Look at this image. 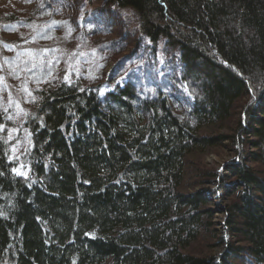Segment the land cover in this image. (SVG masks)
I'll use <instances>...</instances> for the list:
<instances>
[{
    "label": "trees",
    "instance_id": "trees-1",
    "mask_svg": "<svg viewBox=\"0 0 264 264\" xmlns=\"http://www.w3.org/2000/svg\"><path fill=\"white\" fill-rule=\"evenodd\" d=\"M110 1L134 8L153 48L179 50L191 118L161 90L135 100L129 84L102 101L78 79L42 85L25 118L27 179L0 130V264H264V0ZM226 140V164L188 173ZM188 175L215 187L187 188ZM209 193L231 196L222 236Z\"/></svg>",
    "mask_w": 264,
    "mask_h": 264
},
{
    "label": "rangeland",
    "instance_id": "rangeland-1",
    "mask_svg": "<svg viewBox=\"0 0 264 264\" xmlns=\"http://www.w3.org/2000/svg\"><path fill=\"white\" fill-rule=\"evenodd\" d=\"M38 1L34 5L31 0H0V111L7 120L1 128L9 144V156L13 155L12 148L17 149L15 156L19 159L13 167L25 165L21 171L28 176L29 166L22 159L31 144L25 118L35 103L37 90L49 82L78 79L83 86L96 87L102 101L106 92L125 81L139 97H155V92L162 90L175 113L190 120L192 97L179 79V50L163 41L153 48L139 31L134 8L110 0ZM9 15L17 20H9ZM214 130L201 129L207 133L228 131L227 127ZM233 155L227 140L210 146L191 157L193 166L188 162V173L196 169L192 167L197 163L220 169ZM194 183L188 175L184 185L215 187L214 183ZM209 196L215 205L213 227L222 236L224 215L219 207L231 196ZM209 251L217 254L222 245ZM231 263L247 264L237 259Z\"/></svg>",
    "mask_w": 264,
    "mask_h": 264
},
{
    "label": "snow or ice",
    "instance_id": "snow-or-ice-1",
    "mask_svg": "<svg viewBox=\"0 0 264 264\" xmlns=\"http://www.w3.org/2000/svg\"><path fill=\"white\" fill-rule=\"evenodd\" d=\"M5 47L11 49L12 46L11 45H5ZM65 79H67V77H65ZM25 90H27V89H25ZM9 119H10V117H9ZM0 130H2V128H0ZM11 151L13 152V155L9 156V158H8L9 159V163H12L13 161H18L19 157L15 156V152L17 151V149L12 148ZM24 167H25V165L20 164L19 167L11 168V172L14 175L21 176V177H24L25 179H27L28 178L27 172L21 171V169H23ZM0 175H3V173L0 172Z\"/></svg>",
    "mask_w": 264,
    "mask_h": 264
},
{
    "label": "bare ground",
    "instance_id": "bare-ground-1",
    "mask_svg": "<svg viewBox=\"0 0 264 264\" xmlns=\"http://www.w3.org/2000/svg\"><path fill=\"white\" fill-rule=\"evenodd\" d=\"M114 4H116V3H114ZM117 5V4H116ZM144 36V35H143ZM145 38L147 39V37L145 36ZM127 81H125L124 82V84H122V85H117L114 89H112V91H115V90H117V88L119 87V88H121V87H124V86H127V85H129V83H126ZM131 82V81H130ZM162 91V90H161ZM157 92V91H156ZM155 92V93H156ZM163 92V91H162ZM164 93V92H163ZM164 95L166 96V98H168V96H167V94L166 93H164ZM139 97V95H137V98Z\"/></svg>",
    "mask_w": 264,
    "mask_h": 264
}]
</instances>
